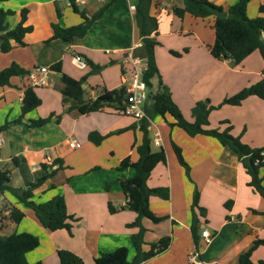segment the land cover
I'll return each instance as SVG.
<instances>
[{"label":"crops","instance_id":"obj_1","mask_svg":"<svg viewBox=\"0 0 264 264\" xmlns=\"http://www.w3.org/2000/svg\"><path fill=\"white\" fill-rule=\"evenodd\" d=\"M55 1L58 0H10L0 4V7L16 10V14L7 19L10 29L15 28L21 20L23 8L28 9L26 25L34 28L24 38L27 46L21 47L13 42L14 48L11 52H0V70L14 62L31 70L29 77H13L11 87L0 88V125L20 117L24 91L27 86L32 85V75L47 77V85L38 89L43 100L41 107L45 98L40 92L50 87L48 81H58L60 92L63 87L60 75L54 73L51 66L65 57L70 58L68 52H71V64L77 70L70 72L65 64L64 71L73 78L79 79L91 70L88 63L87 69L79 70L73 63L75 54H82L93 63L104 67L99 73L88 77L86 99H95L103 88H120L124 85L125 76L133 72L135 59H138L135 52L142 47L134 12L130 9L134 0H117L95 22L86 37L72 44L54 40L48 44L50 47H45V42L53 36L51 22L70 27L83 21L71 8L70 0H67V8L62 11L63 18L57 20ZM109 1L76 0L81 5L80 9H86L88 16L96 13ZM238 1L212 0L224 10H228ZM255 1L258 2L257 7L251 5ZM253 2L248 8L250 18L257 17L259 6L264 4V0ZM174 3L176 2L173 0L153 1L151 15L159 21L157 39L160 42L155 49V58L163 83L169 87L174 102L186 120L193 122L192 110L197 102L205 101L209 105L217 106L225 98L264 78V60L260 54L254 53L236 66L232 61L215 58L211 54L215 43V16L203 19L186 13L180 19L173 12ZM57 43L63 46V53L54 57L48 51H52L51 47ZM40 44L45 48L35 49V45ZM44 56L46 60H43ZM113 61L115 63L110 64ZM40 68L49 69V73H38L36 70ZM62 104L60 110L64 113L57 115L53 111L56 116L43 127L29 128L24 120L25 124L11 126L5 132L7 149H0V170L10 171L12 187L26 188L29 185L20 187L13 184L16 171L19 172L25 166L31 167L36 172V181L46 174L42 164L50 166L51 161L62 159L65 169L58 171L37 189L33 200L44 203L56 195H63L68 212L79 221L74 224L72 235L66 230L51 232L39 223L28 207L9 192H5L3 196L0 195L3 199L0 202V235L8 237L14 233H31L46 238V251L41 252L43 247H40V242L39 248L27 254L30 264H60L59 250L74 253L79 258L76 264H94L100 253L111 252L123 246L128 248V260L131 262L136 255L132 244V235L136 229L129 228L128 224L134 222L137 215L128 209L112 214L108 204L112 203L118 208L127 203L121 181L132 177L134 170L128 168L118 171L117 167L128 156L133 161L138 158L134 146L142 139L141 122L113 109L86 115L77 110L68 112L72 102L67 100ZM41 107L27 118L42 117ZM234 111L241 112V116L235 118ZM57 116H61L60 121ZM223 121H229L233 126V135L243 137L242 140L248 145L264 147V100L251 96L241 106L224 105L210 113V128L224 130L227 125L221 124ZM173 122L174 119L169 115L162 120L155 117L149 127L150 133L153 132V137L150 136L152 144L165 150L167 164H160L154 169L148 186H170L172 190L169 200L153 196L149 204L157 216H166L167 219L158 224L147 218L142 220L147 229L145 242L154 243L170 236L171 243L163 253L142 264H190L188 256L197 250L192 233L195 190L200 195L199 207L206 210V215L203 216L198 208L195 209L199 219L197 236L201 263L238 264L240 255L251 247L254 238H264V217L252 213V210H264V200L247 186L249 177L237 155L229 147L223 146L213 137H192L178 127H171ZM239 122L243 125L242 129L237 125ZM93 131L110 136L97 146L88 139ZM156 138L160 141L159 146L154 144ZM75 142L78 145L71 147ZM173 142L182 149L191 168L190 179L177 161ZM2 153L8 155L3 157ZM14 157L19 159L18 165L13 163ZM261 176L264 177V168L261 169ZM51 185L55 188L52 189ZM180 192H186V195ZM4 198L25 213L22 223L11 221L10 212L3 206ZM229 200L233 201L231 209L225 207ZM158 201L164 202L160 204ZM203 230H208L211 234L212 240L209 243L201 237ZM262 259L264 246L259 247L252 255L254 262Z\"/></svg>","mask_w":264,"mask_h":264},{"label":"trees","instance_id":"obj_2","mask_svg":"<svg viewBox=\"0 0 264 264\" xmlns=\"http://www.w3.org/2000/svg\"><path fill=\"white\" fill-rule=\"evenodd\" d=\"M10 0H0V4L9 2ZM117 0H110L103 4L96 13L88 16L85 8L80 9L81 5L76 0H70L73 11L80 15L82 22L70 27H63L58 22H51L53 36L45 42L50 44L54 40H61L65 44H72L78 39L87 36L95 22H97L104 13ZM154 0H134L136 10L134 12V20L142 42L140 50L135 52L137 58L144 61L146 70L143 73V80L150 92L154 93V98L149 99L145 106V112L148 118L141 120L140 130L142 139L138 145H135L137 159L132 160L131 156L124 158L119 166L118 171L128 168L134 170V175L121 181V188L127 198V203L123 207H115L112 203L108 204L109 211L112 214L124 211L126 209L136 213L134 222L128 224L129 228L136 229L132 235V244L135 248L136 255L129 262V250L123 246L111 252H102L95 258L94 264H142L157 255L163 253L171 243V237L166 236L154 243H147L144 240L146 229L142 224V220L147 218L154 223L162 222L166 217L157 216L150 208V198L153 196L164 200L170 199L169 188L158 187L150 188L148 180L154 169L160 165L167 164V155L164 149L153 151L151 148L152 140L150 138L149 127L155 116L160 115L166 119L167 115L174 119L170 124L171 127H178L184 130L188 135L194 137L197 135L209 136L217 139L223 146L229 147L238 157L245 174L249 177L247 186L253 192L264 200V177L261 176V169L264 168V147H252L244 143L240 136L233 135V126L229 121H223L226 124L224 130L220 128H210L209 116L214 110L222 108L224 105L241 106L242 103L251 96L259 97L264 100V78L253 85L243 88L237 94L225 98L217 106L207 104L205 101L196 103L192 110L194 118L193 122H189L184 117L182 111L172 98L171 91L167 85L163 83L159 68L156 63L155 49L160 45L159 21L151 15V7ZM254 0H239L228 10H224L222 6H218L212 0H183V4L174 3V14L183 19L186 13L192 14L199 18H208L215 16V43L211 48V54L222 60L232 61L236 66L242 64L249 56L258 53L264 60V4L258 9L259 15L250 18L248 8ZM56 18H63V12L58 1L54 2ZM16 14V10L12 8L0 7V52L9 53L14 48L13 42L18 46L25 47L27 44L24 38L27 34L32 33L34 28L26 25L28 9L21 10V20L15 28L10 29L7 19ZM174 55H179L172 52ZM82 55V54H81ZM87 63L91 70L79 79L73 78L64 71V60L58 61L51 66L54 73L60 75L63 84L60 90L63 96V102L71 101L72 104L67 111L77 110L80 114L86 115L95 112L113 109L118 113H123L125 102L127 99V89L123 85L120 88L108 90L101 89L95 99H86L87 89L82 86L86 84L90 75L99 73L104 67L93 63L86 56ZM115 63L114 61L110 64ZM31 75V70L21 67L18 63H12L9 67L0 70V88L11 87V79L13 77L26 78ZM39 86L29 85L24 91L22 100L21 115L13 121H6L0 125V131L6 132L14 125L25 124L29 128L43 127L48 124L52 117L56 116L51 113L47 117H39L37 119L27 118L33 111L37 110L43 104V100L38 94ZM60 121L61 116H57ZM122 130L118 133H121ZM107 136L101 135L97 131L89 134L88 139L95 145H100ZM173 150L176 154L179 164L185 169L187 177L190 179L191 168L186 162L182 149L172 143ZM15 165L19 164L17 157L13 158ZM42 168L46 174L39 177L36 181L31 182L26 188H14L10 185L11 173L8 170H0V195L9 192L21 203L28 207L36 216L39 223L47 230L55 232L58 230H66L72 235L74 224L79 221L74 215H71L67 209V203L63 195H56L44 203H37L33 200L34 192L42 187L49 179L53 178L58 171L65 169L62 159H55L50 166L42 164ZM52 189L55 188L51 185ZM199 191L195 190L193 196L192 216L193 226L192 233L196 249L199 250L200 242L197 236V225L199 219L195 209L200 210L201 215H206V210L199 207ZM4 208L10 212V219L16 224H20L25 219V213L19 208L12 205L4 198ZM233 201L226 202L225 207L231 209ZM253 214L264 217V210L259 212L252 210ZM40 246V239L31 233H14L8 237L0 235V264H30L27 261V254L36 250ZM261 246H264V238L255 237L251 247L239 257L238 264H264V259L254 262L252 260L253 253ZM58 256L60 264H76L79 258L72 252L67 250H59ZM34 264H43L37 262Z\"/></svg>","mask_w":264,"mask_h":264},{"label":"built area","instance_id":"obj_3","mask_svg":"<svg viewBox=\"0 0 264 264\" xmlns=\"http://www.w3.org/2000/svg\"><path fill=\"white\" fill-rule=\"evenodd\" d=\"M130 9L135 12L136 7L132 5ZM73 63L79 70H85L88 68L87 62L85 59L79 55L75 54L73 56ZM146 70V65L144 64L143 60L135 59L134 69L132 74L125 76L124 78V85L127 89V99L125 102V109L123 110L124 115L130 116L137 121H141L145 118H148L145 112V106L149 101V89L146 83L143 80V73ZM40 74L46 75L49 73V69L47 68H40L36 70ZM32 85L33 86H45L47 85V77H37L32 75ZM6 144V136L5 132L0 131V149L3 148ZM154 144L157 146L160 145V141L158 138L154 140ZM78 145L77 142L71 144V147H76ZM49 161V159H48ZM53 161H51V164ZM1 209V207H0ZM201 237L205 240L206 243H209L212 240L211 234L208 230H203L201 233ZM188 261L190 264H202L200 261V251L195 250L194 252L190 253L188 256Z\"/></svg>","mask_w":264,"mask_h":264},{"label":"rangeland","instance_id":"obj_4","mask_svg":"<svg viewBox=\"0 0 264 264\" xmlns=\"http://www.w3.org/2000/svg\"><path fill=\"white\" fill-rule=\"evenodd\" d=\"M58 4H59L60 8L62 9V11H64V9L67 8L66 6L68 4V1L67 0H58ZM251 5H254V7H257L258 2L255 1ZM44 46L45 47H50L47 44H44ZM44 46L42 44H40V46L35 45V49L45 48ZM51 48H52V51H48V53L49 52L52 53L54 57H59L63 53V46L61 45V43L54 44ZM68 55L70 56V58L69 57H65L63 60H64V62L66 64V67H67L68 71L75 72L77 69H75V67L71 64V55H72L71 52H68ZM43 60H46V57L45 56L43 57ZM57 82L56 81H52V82H49L48 81V84L50 83V87H48L45 91L41 90V92H40L44 96V98H45V103L40 108V115L42 117L49 116V114L52 113L53 111H56L55 113H57V115H62L64 113V112H61V110H60V108L63 105L62 104L63 103V96L59 92V85H60V83L59 82L57 83ZM234 116H235V118L236 117L239 118L241 116V112L234 111ZM155 117H159L162 120V117L160 115H157ZM68 122L70 123V121H68ZM67 125H68V123H67ZM237 125L241 129L243 128V125L241 124V122L237 123ZM63 128H64V126H63ZM255 129H256V127L254 126L253 127V130L255 131ZM150 136L153 137V132L150 133ZM241 139H243V137ZM243 142L246 143L245 141H243ZM151 148H152L153 151H159L160 149H163V148L156 147L153 144L151 145ZM3 149L6 150L7 149V146L6 147L4 146ZM2 155H3V157H6L8 154L7 153H2ZM35 175H36V172H33L32 169H31V167L25 166L22 169H20L19 172L16 171V175L14 176V179H13V184L19 185L20 187L27 186L32 181H34ZM168 188H169L170 196H171V191L172 190H171L170 186ZM175 194H176V192H175ZM180 194H184V196H185L186 195V192H180ZM2 200L3 199L0 196V202ZM158 200H161V199H158ZM158 202H161L160 204H162L164 201H158ZM159 217H163L164 218L166 216H159ZM166 219H167V217H166ZM152 223H154V222L152 221ZM146 233H147V229H146L145 234ZM37 237L40 239V242H41V246L40 247H43V249H41V252L46 251L47 244H48L47 243V239L44 238L43 236H38L37 235ZM38 252H40V251H38Z\"/></svg>","mask_w":264,"mask_h":264},{"label":"water","instance_id":"obj_5","mask_svg":"<svg viewBox=\"0 0 264 264\" xmlns=\"http://www.w3.org/2000/svg\"><path fill=\"white\" fill-rule=\"evenodd\" d=\"M174 2L178 3V4H182L183 3V0H173ZM264 35V34H263ZM0 42H1V39H0ZM84 89H86V84H83L82 86ZM154 98V93L150 92L149 93V99L152 101Z\"/></svg>","mask_w":264,"mask_h":264}]
</instances>
